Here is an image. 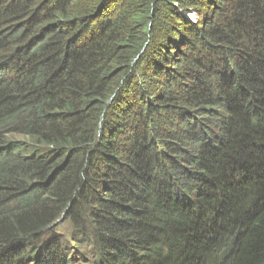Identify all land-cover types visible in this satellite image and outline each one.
I'll use <instances>...</instances> for the list:
<instances>
[{
  "label": "trees",
  "instance_id": "1",
  "mask_svg": "<svg viewBox=\"0 0 264 264\" xmlns=\"http://www.w3.org/2000/svg\"><path fill=\"white\" fill-rule=\"evenodd\" d=\"M0 264H264V0H0Z\"/></svg>",
  "mask_w": 264,
  "mask_h": 264
},
{
  "label": "rangeland",
  "instance_id": "2",
  "mask_svg": "<svg viewBox=\"0 0 264 264\" xmlns=\"http://www.w3.org/2000/svg\"><path fill=\"white\" fill-rule=\"evenodd\" d=\"M192 16H193V14H192ZM194 17L195 16H193L192 18H194ZM68 230H69V234H70L71 229H70V225H69L68 220H61L59 222L58 227H56V231H60V232H63V233L68 232Z\"/></svg>",
  "mask_w": 264,
  "mask_h": 264
}]
</instances>
